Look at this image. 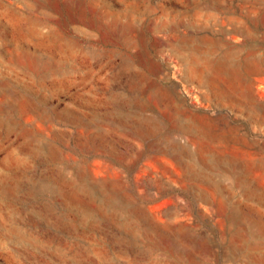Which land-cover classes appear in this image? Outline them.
Instances as JSON below:
<instances>
[{"label": "rangeland", "instance_id": "obj_1", "mask_svg": "<svg viewBox=\"0 0 264 264\" xmlns=\"http://www.w3.org/2000/svg\"><path fill=\"white\" fill-rule=\"evenodd\" d=\"M0 264H264V0H0Z\"/></svg>", "mask_w": 264, "mask_h": 264}]
</instances>
